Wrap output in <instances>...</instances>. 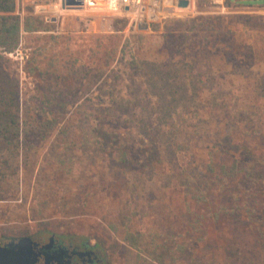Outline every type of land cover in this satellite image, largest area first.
<instances>
[{
  "label": "rangeland",
  "instance_id": "374dc122",
  "mask_svg": "<svg viewBox=\"0 0 264 264\" xmlns=\"http://www.w3.org/2000/svg\"><path fill=\"white\" fill-rule=\"evenodd\" d=\"M139 3L116 14L16 0L19 41L11 53L0 48V67L17 82L20 121L33 119L24 135L32 149L17 187H1L0 243L54 233L97 241L104 264H264V178L244 176L249 118L239 113L228 131L218 113L208 114V94L193 93L204 81L245 82L202 77L204 63L190 75L183 68L195 61L160 50L164 23L183 19L201 24H187L186 39L204 31L218 46L221 25L264 48V0ZM26 16L40 20L37 30H22ZM245 64L264 76V58ZM237 95L245 107L248 100ZM42 99L49 100L43 110ZM185 100L198 106L188 117L180 107ZM44 120L52 123L41 137L36 123ZM118 153L126 154L125 166ZM210 170L219 176L204 177Z\"/></svg>",
  "mask_w": 264,
  "mask_h": 264
},
{
  "label": "trees",
  "instance_id": "16d2710c",
  "mask_svg": "<svg viewBox=\"0 0 264 264\" xmlns=\"http://www.w3.org/2000/svg\"><path fill=\"white\" fill-rule=\"evenodd\" d=\"M223 3L227 4L229 2L224 1ZM16 9V0H0V48L5 53H11L19 41L20 19L15 14ZM213 19L221 22L220 16H215ZM248 19L249 18H246V20ZM195 21L196 19H183L164 23L160 50L164 55H169L170 59L178 57L195 61L183 68L186 69L185 72L190 75L196 73L198 63H204L206 67L204 69L205 71L201 72V74L203 73L202 77L211 76V78L216 79L213 75L218 77L229 76L231 79H238L245 82L243 86L237 87L234 80H230L227 84L219 83L214 86H210L212 84L207 85L204 81L202 84L200 83V85L196 86L198 90L193 93L195 97L202 96L203 91L208 94L211 98L210 100L214 101L213 108L209 109L212 112L208 114L218 113L216 119L218 121L226 120L227 122H224V124L228 131L230 130L228 121L230 119L235 121L239 113L249 118V128L242 137V139L245 138L242 149L246 158L248 157L249 159L248 165L244 170V176L253 182L263 180L264 145L260 148L255 146L258 147V150L257 148L253 149V145H256L258 141L264 142V135H261L260 138L257 137V135L260 134L259 130L263 129L261 131H264V81H261V78L264 80V76L252 73L251 68L246 64L244 65V61L250 57H252L254 61L264 58V48L259 44L251 45L246 44L242 40H238L244 36L245 31L229 32L219 23L218 25L222 28V31L219 33L222 44L218 46L206 39L204 31H195L193 35L190 37L188 36L189 39H186V30H188L186 25L189 23L192 24L189 27L190 30L194 27ZM118 23L119 21L116 22L114 26L116 31L120 30L117 25ZM40 24L41 22L38 18L26 16L22 22V30L25 32H32L37 30ZM195 27H201V24H196ZM194 41L197 43L196 47L191 45ZM33 69L36 71V68ZM212 81L215 83L216 80ZM191 87L193 86L191 85ZM237 91H240L244 95V99L248 100L244 103L245 107L243 108H241L242 104L240 106L237 105L236 98L239 97ZM39 103L43 110L45 107H48L49 100L42 99ZM180 107L181 112L184 111L187 117L190 113L193 114L194 111L196 112V110H192V108H198L197 105H194L192 102H187L186 100ZM18 112L17 82L7 77L0 67V191L1 187L5 186L9 188L17 187L18 168L20 165H26L30 159L29 151L32 147L28 145L25 146L27 138H25L24 135L25 133H29V127L33 119H26L22 123ZM220 114L222 115L221 118ZM51 123L52 121L49 120L36 123L38 128L40 125L41 130H39L38 133L41 134V137H43V133L47 132L46 129L49 128ZM66 125V123L62 124V129H66ZM235 128L236 127H234V130H237ZM236 136H239V133L234 134V137ZM102 140L104 143H111L112 138L108 137L107 139L103 136ZM110 143H108V147L113 149V145L111 146ZM229 150H231L230 147ZM254 152L258 153V155ZM118 154L121 165L125 166L122 162L128 163L126 161L127 159L124 158L126 154ZM209 155L210 154H208V156ZM254 155H257L258 159H256ZM188 156H191V154H188ZM210 174H212L213 177L219 176V172L214 174L210 170L204 177L208 178ZM262 197L263 198L259 199V203H261V208H264V195Z\"/></svg>",
  "mask_w": 264,
  "mask_h": 264
},
{
  "label": "flooded vegetation",
  "instance_id": "af4514ba",
  "mask_svg": "<svg viewBox=\"0 0 264 264\" xmlns=\"http://www.w3.org/2000/svg\"><path fill=\"white\" fill-rule=\"evenodd\" d=\"M32 239L35 241L34 264H104L105 253L95 240L89 238L65 240L54 233L49 234L47 238ZM4 243L1 242L0 245Z\"/></svg>",
  "mask_w": 264,
  "mask_h": 264
},
{
  "label": "water",
  "instance_id": "95a60500",
  "mask_svg": "<svg viewBox=\"0 0 264 264\" xmlns=\"http://www.w3.org/2000/svg\"><path fill=\"white\" fill-rule=\"evenodd\" d=\"M65 5L78 6L80 5V1L61 0V8H64ZM187 5L188 0H176L175 6L178 8H185ZM146 28V23L138 25V29L143 30ZM34 246L35 241L28 236L19 237L15 240L5 242L3 245H0V264H34L36 261Z\"/></svg>",
  "mask_w": 264,
  "mask_h": 264
},
{
  "label": "built area",
  "instance_id": "2783aa9c",
  "mask_svg": "<svg viewBox=\"0 0 264 264\" xmlns=\"http://www.w3.org/2000/svg\"><path fill=\"white\" fill-rule=\"evenodd\" d=\"M60 1L57 0L56 6L60 10H71V9H89L92 11L100 10V9H107L112 13H116L119 9H129L130 7L138 8L140 6L139 0H94L95 4L90 5L89 2L91 0H79L80 5L76 6H67L65 5L64 8H61ZM117 14V13H116ZM104 21V20H102Z\"/></svg>",
  "mask_w": 264,
  "mask_h": 264
},
{
  "label": "bare ground",
  "instance_id": "6f19581e",
  "mask_svg": "<svg viewBox=\"0 0 264 264\" xmlns=\"http://www.w3.org/2000/svg\"><path fill=\"white\" fill-rule=\"evenodd\" d=\"M89 4H90V5H93V4H95V1H94V0H91V1L89 2Z\"/></svg>",
  "mask_w": 264,
  "mask_h": 264
}]
</instances>
